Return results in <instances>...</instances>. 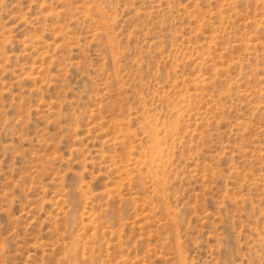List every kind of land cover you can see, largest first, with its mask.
<instances>
[{
	"label": "rangeland",
	"instance_id": "rangeland-1",
	"mask_svg": "<svg viewBox=\"0 0 264 264\" xmlns=\"http://www.w3.org/2000/svg\"><path fill=\"white\" fill-rule=\"evenodd\" d=\"M0 264H264V0H0Z\"/></svg>",
	"mask_w": 264,
	"mask_h": 264
}]
</instances>
